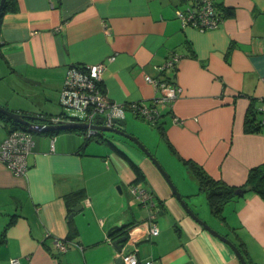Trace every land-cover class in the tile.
<instances>
[{"label": "crops", "instance_id": "1", "mask_svg": "<svg viewBox=\"0 0 264 264\" xmlns=\"http://www.w3.org/2000/svg\"><path fill=\"white\" fill-rule=\"evenodd\" d=\"M192 1L15 0V9L0 18V104L29 115L66 113L58 96L71 64L105 61L102 89L124 104L159 96L145 76L170 78L181 93L155 104V126L172 171L157 159L204 221L250 264H264V198L244 186L249 170L264 164V128L244 126L264 97V0H214L219 11L231 8L233 14L205 30L182 27L175 14ZM173 53L177 69L160 71ZM124 119L123 129L142 138L146 120L131 112ZM7 134L0 117V143ZM33 137L25 175L0 161V264L12 257L20 264H116L120 253L134 249L140 261L154 264H241L227 243L189 216L150 159L127 139L99 133L86 140L73 129ZM187 161L243 193L215 216ZM130 162L142 179L136 180ZM130 185L153 193L156 235L149 234V210ZM77 191L79 197L66 196ZM79 202L83 208L69 217ZM120 222L127 225L121 252L107 235ZM57 239L70 241L67 250H54Z\"/></svg>", "mask_w": 264, "mask_h": 264}, {"label": "built area", "instance_id": "2", "mask_svg": "<svg viewBox=\"0 0 264 264\" xmlns=\"http://www.w3.org/2000/svg\"><path fill=\"white\" fill-rule=\"evenodd\" d=\"M182 27L192 26L199 30L217 27L222 21L220 11L214 0H193L192 4L184 9H175ZM113 56H109L111 61ZM179 55L171 54L166 61L159 66V70L177 69ZM106 67L105 61L91 64H71L67 66L58 101L65 112L49 117L50 124L75 121L87 124H101L108 127L116 126L117 119H124L127 112L142 117L151 125L158 121L159 111L155 104L168 103L181 93V87L171 86L162 79L145 76V81L153 85L160 94L153 102L137 101L130 104L118 103L108 98L102 89V73ZM69 109V112L67 111ZM258 110L261 115V124L264 125V97L260 99ZM101 119V123L97 119ZM99 130L85 128V137L98 135ZM34 145L33 134L27 130H13L7 134L0 143V161L4 163L15 175L23 176L27 171V156ZM129 192L134 195L141 205L149 210L148 218L153 222L149 234L156 235L158 228L154 223L155 202L153 193L143 187L129 186ZM70 246V241L61 239L53 243L54 250L63 252ZM121 264H154L152 260L140 261L135 249L130 252L120 253ZM10 264H20L17 257L10 259Z\"/></svg>", "mask_w": 264, "mask_h": 264}, {"label": "water", "instance_id": "3", "mask_svg": "<svg viewBox=\"0 0 264 264\" xmlns=\"http://www.w3.org/2000/svg\"><path fill=\"white\" fill-rule=\"evenodd\" d=\"M5 0H0V10L2 9V6L4 4ZM0 113L4 114L8 118L16 121L17 123H20L22 126L26 127L29 130L33 131H52V130H62V129H69V128H87L91 127L94 129L99 130L100 132H109L113 135L121 136L131 143H133L142 153H144L150 161L154 164V166L157 168V170L162 174L164 179L166 180L167 184L171 188V191L173 195L178 199L182 207L185 209V211L189 214L191 218H193L197 223H199L204 229L209 231L212 235L216 236L218 239L224 241L227 243L230 248L235 253L236 257L239 259L241 264H248L247 260L242 253V251L239 249V247L233 243L228 237L221 234L219 231H217L215 228L211 227L206 221H204L185 201L184 197L181 195L180 191L177 189L176 185L173 183L172 179L170 178L168 172L165 170L164 166L160 163V161L157 159V157L150 151V149L145 145V143L136 135L131 134L127 131H125L124 125H125V119H117L116 120V126L114 127H108L101 124H87L84 122H75V121H66V122H60L58 124H50L46 121L48 119H45L43 117L37 116V115H29L24 114L17 111H12L4 107L0 104ZM36 120H38L36 122ZM41 121V122H39ZM98 123H101V119H97ZM119 189V187H117ZM242 187H237L234 189L235 195H241L243 193ZM84 204L82 202L77 203L72 207V211L69 213V217H72L75 212L80 211L83 208ZM126 223L120 222L113 224L108 227L107 229V235L109 237H112V244L118 251H122L123 244L127 240V236L125 234H121L122 231L126 228ZM121 232V233H120ZM115 233H120L117 236H114ZM116 264H121V257L119 256L116 259Z\"/></svg>", "mask_w": 264, "mask_h": 264}, {"label": "trees", "instance_id": "4", "mask_svg": "<svg viewBox=\"0 0 264 264\" xmlns=\"http://www.w3.org/2000/svg\"><path fill=\"white\" fill-rule=\"evenodd\" d=\"M216 4V3H215ZM15 9V0H5L4 4L2 6V9L0 10V18L2 14L7 10H13ZM220 14L222 18L231 16L233 14V10L231 8H221ZM174 71V69H173ZM166 82L170 81V78L162 79ZM258 113L260 114L258 109L251 108L249 112L247 113V116L245 118L244 126L247 131H259L262 128H264V125L261 124V117H257ZM40 116V115H37ZM0 117L6 122L8 125V133L21 129V130H27L31 132L32 134L37 131L29 130L26 127L22 126L20 123H17L16 121L8 118L4 114L0 113ZM45 119H48L46 122H49V117L40 116ZM38 120H36L37 122ZM41 122V121H39ZM158 122V121H157ZM148 124H150L148 122ZM157 124V123H156ZM150 126L153 127V125L150 124ZM157 126V125H156ZM73 130H76L78 132H81L84 134L85 128H71ZM68 129V130H71ZM46 133L53 134L58 132V130H52V131H45ZM92 137H86V140L91 139ZM187 164L189 165V169L193 175L197 177V180L199 182V189L204 191L207 195L208 199V205L210 212L214 214L215 216H220L224 204L234 196V186L227 185L222 181L214 180L207 176L203 171H201L197 166H193L191 162L187 161ZM131 167L135 171L136 174V180H140L143 178L142 172L139 170L137 166H135L132 162H130ZM244 186H249L251 189H253L255 192H257L262 198H264V164L256 166L249 170L246 182L244 183ZM80 192H74L70 193L66 196H76L79 197ZM71 235L73 234L74 228L71 226ZM246 258V257H245ZM247 260V258H246ZM247 263L250 264V262L247 260Z\"/></svg>", "mask_w": 264, "mask_h": 264}, {"label": "rangeland", "instance_id": "5", "mask_svg": "<svg viewBox=\"0 0 264 264\" xmlns=\"http://www.w3.org/2000/svg\"><path fill=\"white\" fill-rule=\"evenodd\" d=\"M67 111L69 112V109H67ZM141 122L145 125L146 131H144L143 135L141 136L142 138H140L137 135L136 136L139 137L145 143V145L150 149V151L156 157H158L161 160L162 164H164V166L167 170L172 171V165L166 160V157L164 155L165 147L163 146V142L161 141L162 140L161 135L158 132L156 126L154 125L152 127V126H150V124H148L147 121H144V120H142ZM100 133H104L105 135L111 134L109 132H100ZM95 137H97L96 134L93 135V138H95ZM175 178H177V177H175ZM186 179H187V177H186ZM201 214H204V213H201Z\"/></svg>", "mask_w": 264, "mask_h": 264}]
</instances>
